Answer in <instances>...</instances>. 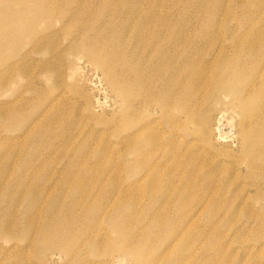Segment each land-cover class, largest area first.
<instances>
[{
	"label": "rangeland",
	"instance_id": "1",
	"mask_svg": "<svg viewBox=\"0 0 264 264\" xmlns=\"http://www.w3.org/2000/svg\"><path fill=\"white\" fill-rule=\"evenodd\" d=\"M42 1L0 4V264H264L263 161L243 150L237 106L198 102V127L148 99L176 70L159 43L210 63L208 85L252 81L227 60L235 46L264 59V0ZM100 36L130 59L85 53ZM95 60L123 63L127 94L144 97L115 93Z\"/></svg>",
	"mask_w": 264,
	"mask_h": 264
},
{
	"label": "bare ground",
	"instance_id": "2",
	"mask_svg": "<svg viewBox=\"0 0 264 264\" xmlns=\"http://www.w3.org/2000/svg\"><path fill=\"white\" fill-rule=\"evenodd\" d=\"M57 1H55L56 4H57ZM10 2H12V0H0V4L10 3ZM42 2H44V1H42ZM70 2H72V1H70ZM79 3H80V1H79ZM19 4L20 3H18V5ZM72 4H75V3H72ZM39 5L41 6V4H39ZM52 5L54 6V4H51V6ZM104 5L106 6L105 2H104ZM104 5L102 4V6H104ZM54 8L56 10L57 6L56 7L54 6ZM54 8H51V10H53ZM67 8H69V7H67ZM102 8H104V7H102ZM70 9L72 10L71 6H70ZM49 10H50V8H49ZM67 11H68V9H67ZM7 12H9V10ZM125 12L123 13L124 15H125ZM1 13H4V12H1ZM57 13H58V11H57ZM69 13L67 14L68 16H69ZM53 14L54 13H52V15ZM55 15H57V14H54L53 16L55 17ZM49 16H51V15H49ZM70 17L71 16L63 18L60 21L61 25L64 26L65 24H67L68 21L71 19ZM95 17H97V16H95ZM123 17H125V16H123ZM52 18L50 20H52ZM75 18L78 19L80 17H78V15H77V17H74V19ZM97 18H95L96 21H97ZM0 21H1L0 25H3V27H5V25L8 24L7 20L0 19ZM23 23H26V20H23ZM45 25L49 26V24H44V26ZM50 25H53V24H50ZM90 25H91V23H90ZM63 26H61V28ZM20 29H22V28H20ZM85 29H87V28H85ZM22 31H24V30L22 29ZM52 31H54V30H52ZM98 31L100 32V30H98ZM86 32H89V30H86ZM99 32H97V34H99ZM52 33L54 34V32H52ZM90 33L92 34V32H90ZM100 34L102 35V32H100ZM107 34L108 33H106V35L105 34L104 35L107 36ZM86 35H87V33H86ZM117 35H118V33L116 34V36ZM4 36H7V35L5 34ZM83 36H84V34H83ZM97 36H99V35H97ZM85 38H88V37H85ZM10 39L7 38L5 40V43L7 41L9 42ZM83 40H85V39H83ZM98 40L100 42H97V43H94V44L90 43V46L88 45V50H87L88 52L86 51L85 53H90V52L93 53L95 51L101 52L100 51L101 49L97 46L99 43H101L103 46H100L101 44L99 46L101 48L103 47L102 48V52L106 53V54H109L111 56V60L116 61V60H121V59L122 60H129L130 59V56L127 57V52H123L125 50H123L122 46L120 45L122 43H120V44L117 43L116 39H109V38H106L104 36H100L99 39L97 38V41ZM72 41L73 40H71V42ZM75 42H76V45H75ZM75 42L73 43V45L77 46L78 45V39H76ZM8 45H10V43ZM8 45L5 44V46H8ZM34 45L30 46V47L34 48ZM255 46L256 45H251V46H247V48H249V51H250V48H251V50H255V49H257L256 48L257 46L256 47ZM258 46L260 47V45H258ZM124 47H126V46H124ZM243 47H245V46L243 45ZM121 48H122L123 51L121 50ZM157 48H158L157 49V53L158 54L163 53L164 55H166V57L163 59L162 63H165V64L168 65V57L171 56V59L174 62V67H176V70H174V73L178 74L179 80L177 79V75H175L172 71H170L169 72L170 79H166L165 80L166 83L161 84L160 85V89L159 88L156 89V91L154 93V98H148V99H150V100L155 99L156 102L165 110H168V109L171 110L170 105L177 106L179 108V110H180V113H182V114H184L186 116L185 117L186 118L185 121L191 122L193 124L195 123L196 126L201 127V125H202L201 120L203 118H200L199 117L200 114L195 111L196 110V104L198 102L204 100V99H209L214 105L217 104V103H222L223 104V102H225V97H227V98L229 97L227 101L228 102L230 101L231 103H234L235 108L237 106L239 114H240V124L239 125H240L241 140L243 141L242 146H243L244 152L247 153V154L249 153V154H253V155L259 156L260 159L263 161L262 166L261 165L256 166V173H255V171H253V174L256 176V178L260 182V184L257 187V190H258L257 194H258V196L264 198V95H263V92H264V73L260 72L258 74V73L255 72V70H256L255 67H257L256 65H258V70H259V68L261 66L264 67V59L261 58L262 62H260V60H259L260 66H259V64H253L254 61L252 62V61L248 60L246 54L244 53V51H246L245 48L244 49H239L240 47L238 48L237 46H235L233 51H237V54H233V57L228 58L227 61H228V63H230L228 71L230 72L231 75L234 76V75H238V73H237L238 71H243V70L249 71V70H251L253 79H252V81L244 79L245 77L244 78H239L238 80L234 79L235 81H239L241 84L239 86H237L238 84L237 85L235 84V86H234L235 88L231 87L232 89L230 88V89L224 90V89H222V87L219 86L220 83L218 81V78L211 85H208V83L205 81V78H206L207 75L205 77H203V78L199 76V74L205 72V67H207V69H208V66H209L210 63L209 64L206 63L205 67H204V65H200V70H197V63L195 62V60H193L191 65H190V60L189 59L185 60V62H183V63H178V60L176 59V56L174 55L175 52L172 53L171 50H168V47H166L163 43H159L157 45ZM217 51H218V53L216 55H218L220 53V49L217 50ZM263 51H264V49H263ZM194 52H195V50H194ZM221 53H225V52H221ZM246 53H248V52H246ZM204 54H205V52H204ZM255 56H256V54H255ZM260 57L261 56L259 55V59H260ZM0 58H1L0 59V61H1L2 57L0 56ZM251 58H254V57H251ZM14 59H15V62H16L17 58H14ZM196 59H198V58H196ZM4 60H5V58H4ZM15 62L12 61V65ZM95 62H96V64L98 66H100V68L103 69V72L105 74V79L107 80V82L111 86V88L116 91L115 93L121 92V93H119L120 96H121V94L124 95L125 94L124 92H126V90L124 89V86L127 83V81L125 80V76H126L125 74L126 73L124 72V71H126V66L122 63L121 65H119V67L117 65V68L115 70H109L106 67H104L103 65H101L100 62H97V60H95ZM4 63L1 64L2 65L1 67H3ZM6 67H7V65H6ZM189 67L193 68V71L195 73H192L191 71L187 70ZM1 69L3 70V68H1ZM4 70H6V69L4 68ZM111 71L115 72V73H112ZM137 72H135L136 76L138 75ZM1 74H4V73H1ZM230 74H229V76H230ZM120 75L121 76L124 75L123 78H122L123 80L121 79ZM230 77H232V76H230ZM247 77H248V75H247ZM257 82H259V83L256 84V88H255L256 90L254 89L256 91V93L254 94V92H253L254 90L253 91H249V87H251L253 84H255ZM244 88H245L246 92H244ZM251 92H253V93L251 94ZM135 97L139 98V97H144V96L143 95H134V93L130 96V94L129 93L127 94V92H126L124 98L126 100H131L132 98H135ZM171 98H173L172 101L170 100ZM175 100L181 105V107ZM181 100H182L183 103H181ZM145 101L147 102V100H145ZM226 104H227V102H226ZM228 105H229V103H228ZM234 111H235V109H234ZM236 111H237V109H236ZM118 252H119V250H118ZM135 255H136V253H135ZM141 257L142 256H140V258ZM146 257H147V255H146ZM137 258L139 259V257H137ZM109 260H110V258H109ZM146 260H147V258H146Z\"/></svg>",
	"mask_w": 264,
	"mask_h": 264
}]
</instances>
